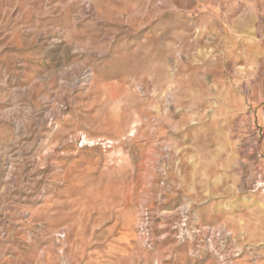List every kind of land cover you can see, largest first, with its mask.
I'll return each instance as SVG.
<instances>
[{
    "label": "rangeland",
    "instance_id": "obj_1",
    "mask_svg": "<svg viewBox=\"0 0 264 264\" xmlns=\"http://www.w3.org/2000/svg\"><path fill=\"white\" fill-rule=\"evenodd\" d=\"M0 264H264V0H0Z\"/></svg>",
    "mask_w": 264,
    "mask_h": 264
}]
</instances>
